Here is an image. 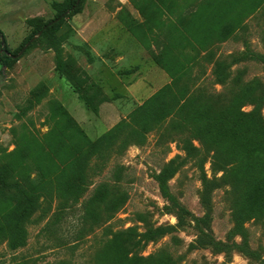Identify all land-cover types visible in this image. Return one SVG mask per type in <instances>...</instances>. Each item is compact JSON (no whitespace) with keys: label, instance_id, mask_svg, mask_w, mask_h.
<instances>
[{"label":"rangeland","instance_id":"obj_1","mask_svg":"<svg viewBox=\"0 0 264 264\" xmlns=\"http://www.w3.org/2000/svg\"><path fill=\"white\" fill-rule=\"evenodd\" d=\"M79 1L81 10L68 12L56 32L38 35L67 0H0V34L9 52L33 40L13 64L0 54V178L6 184H30L32 160L44 156L52 131L68 139L57 105L96 140L169 85L154 56H178L193 12L205 11L202 0ZM215 9L223 10L224 0ZM230 16L209 47L227 80L216 84L210 76L206 86L220 94L216 103L224 104L228 119L238 114L235 129L215 136L226 157H248L229 173L236 186L227 179L206 197L202 175H223L213 151L200 164L161 132L148 133L144 142L131 137L94 161L89 187L76 202L64 205L52 195L42 205L27 225L24 247L0 243V264H264V5L231 34ZM203 65L209 75L211 65ZM165 226L173 230L145 242L144 234ZM127 239L145 246L127 247Z\"/></svg>","mask_w":264,"mask_h":264},{"label":"trees","instance_id":"obj_2","mask_svg":"<svg viewBox=\"0 0 264 264\" xmlns=\"http://www.w3.org/2000/svg\"><path fill=\"white\" fill-rule=\"evenodd\" d=\"M220 1H201L200 4L205 11L195 10L193 12L185 27L188 39L183 47H176L180 50L178 56L170 59L154 56L155 63L161 66L170 77V84L146 99L128 115V119L121 120L98 139L91 140L80 125L72 119L68 111L63 106L57 105L54 109L55 117L57 121L61 120L64 123L68 139L56 137L59 129L49 134L44 156L40 157L39 153L32 160L35 176L29 185L6 184L0 178V196H5L6 193L11 195L0 198V243L6 242L11 250L24 247L28 223L45 202L48 200L52 202L54 199L50 198L52 195L61 199L64 205L76 202L89 187L87 173L94 161L105 160L111 151L123 148L131 137L144 142L146 135L152 131L161 132V138L165 136L166 139L170 138L180 143L181 149L200 164L203 163L205 154L209 151L214 152L212 163L223 171V175L217 180H208L205 175H202L204 196L208 197L215 188L220 187L221 182L227 179L233 188L236 186L230 174L236 170V165L244 163L248 157L247 155L240 158L226 157L223 154L222 145L220 143L218 145L215 139L217 134L223 136L224 133H228L229 129L237 127L234 122L238 114L228 119L225 116L224 104L216 103L220 99V94L211 91L206 86L210 76L216 84L224 85L227 80V76L219 71L222 60L211 58L212 53L209 47L212 41L210 39L212 34L226 23L225 16L230 13L229 34L239 28L242 29L245 26L244 19L260 10V6L264 5V0H255L253 3V0H247L249 3L241 7H238L241 0H224V9H215ZM81 5V1L77 3V0H67L57 12V16L39 26L36 33L56 32L66 17V12L76 14L81 10ZM0 37V54L3 61L7 64L15 63L20 57L18 55L23 46L11 53L2 35ZM185 49H189L186 54L183 53ZM204 50L207 52L201 55L200 53ZM204 62L211 65L209 75L205 74ZM58 70L60 71V68ZM62 70L65 68L62 67ZM78 97L87 107H90L89 100L82 92H79ZM260 124L264 129L263 120H260ZM124 132V137L117 144ZM193 141H197L198 145H195ZM160 188L165 191L163 182H160ZM40 198H42L41 201ZM62 208H70V205ZM171 230H173L172 226L158 227L144 234L143 238L145 242L153 241ZM129 232H133V229L117 233L115 237ZM123 244L127 247L130 245L136 250L145 246L141 239L134 242L127 239Z\"/></svg>","mask_w":264,"mask_h":264},{"label":"water","instance_id":"obj_3","mask_svg":"<svg viewBox=\"0 0 264 264\" xmlns=\"http://www.w3.org/2000/svg\"><path fill=\"white\" fill-rule=\"evenodd\" d=\"M77 3H78V0H77ZM68 12H66V14H67ZM42 32H39L38 33V35H40ZM33 40H30L27 44H26V46L23 48V50L22 51H24L29 45H30V43L32 42Z\"/></svg>","mask_w":264,"mask_h":264}]
</instances>
